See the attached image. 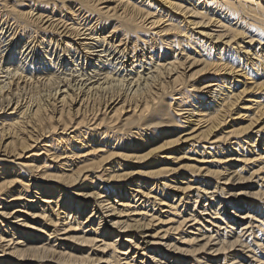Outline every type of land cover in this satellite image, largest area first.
<instances>
[{"label":"bare ground","instance_id":"1","mask_svg":"<svg viewBox=\"0 0 264 264\" xmlns=\"http://www.w3.org/2000/svg\"><path fill=\"white\" fill-rule=\"evenodd\" d=\"M263 44L264 0H0V264H122L132 247L140 264H264ZM184 143L206 172L176 163L193 178L168 202ZM107 212L134 235H107Z\"/></svg>","mask_w":264,"mask_h":264},{"label":"rangeland","instance_id":"2","mask_svg":"<svg viewBox=\"0 0 264 264\" xmlns=\"http://www.w3.org/2000/svg\"><path fill=\"white\" fill-rule=\"evenodd\" d=\"M264 45V44H263ZM197 68L195 67L192 71H194V70H196ZM192 71H190V72H188V74L189 73H191ZM48 88L49 87H46L45 88V90L44 89H39V91H41L40 93L41 94H45L44 92L46 91L47 93L46 94H48V92H49V90H51V92L53 93V92H55V91H53L54 89H50L49 88V90H48ZM205 90H207V89H205ZM78 105L79 104H77L76 106H75V108L76 107H78ZM91 105H89L88 107H87V109L89 110H87L86 111V113H85V115H86V117H88V119H90L92 116H93V114H94V112H95V109L93 110V108H92V106L90 107ZM104 107L102 108V112H104ZM93 111V112H92ZM90 113H92V114H90ZM89 114H90V116H89ZM101 115V114H100ZM186 123V122H185ZM186 125H190L189 123H186ZM228 125H230V124H228ZM227 125V128L229 127ZM177 128V127H176ZM186 132H188V131H185V132H183L182 134H184V133H186ZM41 139H43L44 140V137H42ZM101 140V139H100ZM45 142V141H44ZM190 143V142H189ZM189 143H184V144H179V145H176V146H174V149H176V152H174L172 155H170V156H173V157H171L168 161H167V163H166V166H169V168H170V174H169V176H168V178L170 179V181H169V184H171V187L170 188H166L165 189V191L167 192V195H168V197L169 198H166V200H168V202H172L173 200H171V198L173 197V196H184L185 195V193H187V192H184V190L182 191V188L184 187V186H187L186 185V183L188 182V179H186V177L188 176L189 178H193L190 174H186L185 173V175L182 173L183 171V169L182 168H180V166H178V165H181V164H184L185 162H188V161H192V163L193 164H198L199 166H203L202 168V170L200 171V173H202V172H204L205 171V168L207 167V164H205L204 162H194V160H189V159H193V158H195L196 156H199V154H197V155H193L194 153L192 152V151H190V152H188V153H184V151H186V149H187V147H189L188 145H189ZM41 144H44L43 142L41 143ZM202 144H206V143H202ZM173 149V148H172ZM172 149H169V150H172ZM146 150V149H145ZM166 151H168V150H166ZM127 152L129 153V152H131L130 151V149H127ZM139 152H142L141 151V149L139 150ZM166 153V152H165ZM165 153H162V155H164ZM28 154H26V156H27ZM180 156H182L180 159H179V157ZM183 156L185 157V158H183ZM189 157V158H188ZM176 158V159H175ZM178 158V159H177ZM24 160V158H22V159H18V160H16V162L15 163H13V164H10L9 165V167L10 168H12V169H14L15 167H16V163L17 162H22ZM172 160V161H171ZM113 161H115V158H113ZM149 161H151V159L149 160ZM148 161V162H149ZM174 161V162H173ZM185 161V162H184ZM27 162V161H26ZM54 162V161H53ZM132 162H134V160L132 161ZM131 161L129 162V161H126V164L124 165V168H126L127 170H133V169H136V171H145L146 169H145V167H146V162H139V163H137V162H134V163H132ZM173 162V163H172ZM180 162V163H179ZM123 163V162H122ZM125 163V162H124ZM178 165H177V164ZM229 164H231V161H229ZM130 165V166H129ZM2 165H0V167H1ZM127 166V167H126ZM134 166V167H133ZM178 166V167H177ZM182 166V165H181ZM206 166V167H205ZM248 166H250V167H253V164L252 163H250V164H248ZM128 167H129V169H128ZM172 167H173V170H172ZM175 168H178L179 170H177V169H175ZM234 169H237V168H232V171L234 170ZM176 170H177V172H176ZM173 171V172H172ZM206 172V171H205ZM204 172V173H205ZM204 173H202V176H204L203 174ZM88 174V173H87ZM90 174V173H89ZM245 175H247V176H245V177H248L249 175H248V173H244ZM184 176H185V178H184ZM202 176H198V177H196L195 179H200V178H202ZM132 178H135V179H140V177H138V176H131ZM182 178V179H181ZM256 178L257 177H255L254 178V181H252L251 179L249 180V181H244V182H239V183H241V184H239V183H237V181H233V182H231V183H233L232 185H233V187L231 188V189H235V190H239V189H241V188H244V189H248L250 192H253L254 190H257L256 188H258V187H256V186H254L255 185V180H256ZM162 181H161V180ZM158 178V179H149V178H146V179H144V178H142V181H145V182H148V181H150V182H153L154 184V186H155V188L157 187L156 185L157 184H161V183H163L164 181H165V179L164 178ZM185 179V180H184ZM154 180V181H153ZM223 180V179H222ZM196 182L198 181V180H195ZM191 182V184H194V187L195 186H197L199 183L197 182ZM224 181V180H223ZM251 181V182H250ZM32 182V181H31ZM99 183H100V181H98ZM182 182H184V183H182ZM247 182V183H246ZM180 183V184H179ZM222 183L223 182H220L219 184H221L222 185ZM182 184H184V185H182ZM218 186H219V184L218 183H216ZM235 184V185H234ZM81 184H79V186H80ZM78 186V187H79ZM84 186H87V183H85L84 184ZM162 186V185H161ZM174 186H176V187H174ZM181 186V188H179V187ZM77 187V188H78ZM147 187H150L149 186V183L147 184V183H145L144 184V186H143V189H147ZM77 188H73V190H75V189H77ZM154 188V189H155ZM178 190H177V189ZM229 188V187H228ZM212 190H214L213 188L212 189H210V191H212ZM147 191V190H146ZM231 191H234V190H231ZM158 193L159 192H161V191H157ZM157 192H155L154 194H157ZM192 191L191 192H188V195H192ZM218 194V193H217ZM216 194V195H217ZM166 195V196H167ZM30 197H32L34 200H37L38 199V197L40 196L39 194L38 195H36V193H34V191H33V194H31V195H29ZM38 196V197H37ZM158 197H162V194H160V195H158ZM228 197V196H227ZM177 198V197H176ZM144 198H142V200H143ZM116 200H119L118 198L116 199ZM203 200V201H202ZM202 200H201V202H202V204H205L206 206H210V204H211V200L210 199H208V200H206L205 198H202ZM89 202H90V205H92L91 207H90V205H89V209H85V211H84V213L82 212V214L81 215H83V214H86L88 211H91V209H94V215H96V217H98L99 215H100V210H99V208H98V206H95V204H94V200H92V198H90L89 199ZM83 203L84 204H87V200L85 199L84 201H83ZM84 204H83V206H84ZM94 204V205H93ZM132 204H134V206H137V205H139V203L138 204H136L135 202L134 203H132ZM255 204V203H254ZM254 204L252 205V207L254 206ZM87 206H88V204H87ZM117 207H119V208H121L122 206H120L119 205V202L117 203V205H116ZM200 202L198 203V205H197V207H194V208H192L193 210H195V213L196 212H198V211H200ZM17 208H22V207H17ZM156 208H157V210H158V208H162V210H164L165 208V211L167 210V208L168 207H166V206H160V205H157L156 206ZM181 209V212L182 213H185V212H187V213H189V214H191V213H193V212H191V210H188V209H190L187 205H185V206H181L180 207ZM34 209V208H33ZM33 209H31L30 211H32ZM151 209V207H149V210ZM29 211V212H30ZM97 211H99V212H97ZM151 211V210H150ZM129 212V211H128ZM154 212V210L153 211H151L149 214H151V213H153ZM168 212L166 211L164 214H163V218L166 220V218H167V215L165 216V214H167ZM229 213H231V209H229ZM155 214H159L160 215V212H157V213H155ZM188 214V215H189ZM106 216H104V219H103V227L105 226V227H108V228H110V230H109V232H108V234L107 235H110V237H111V233L112 234H119V239L120 238H123L124 236L123 235H126V234H132V235H134V231L131 229V230H126L125 228H122L123 226H124V224L123 223H115L114 224V222H116L117 220H118V217H115L114 216V214L112 213V212H107L106 214H105ZM131 215V214H130ZM61 216H63V215H61ZM203 216H205V215H203ZM90 219H92V218H90ZM90 219H89V221H90ZM123 220V219H122ZM8 221L9 220H7L6 221V223H8ZM156 223V222H155ZM88 224H90V222H88V223H86L85 225H88ZM205 226H206V224L207 223H203ZM112 225V226H111ZM159 225H161V224H159ZM171 226V224H168V225H166V226H164L163 228H168V226ZM189 225V224H188ZM187 225V226H188ZM115 226V227H114ZM121 226V228H119V227ZM169 226V227H170ZM91 226H89L88 228H90ZM160 228V227H159ZM162 228V230H164ZM187 228V227H186ZM195 228V229H194ZM196 228H198V226H193V229H191V228H189L188 230H193V231H198V230H196ZM201 228V227H200ZM202 229V228H201ZM161 230V231H162ZM160 231V235H162V233L163 232H161ZM128 232V233H127ZM60 233H62V231L60 232ZM151 233H154V231H151ZM200 233H202V230H201V232L199 231V234ZM173 234V233H172ZM173 236L174 237H178L179 235L178 234H176L175 235V232H174V234H173ZM124 238H126V237H124ZM123 238V239H124ZM136 238H139V240H140V242L141 241H143V240H149L150 239V237L149 238H145V239H141L140 238V236H138V235H136ZM135 238V239H136ZM179 238H180V236H179ZM122 239V240H123ZM134 239V240H135ZM138 240V239H137ZM168 240H170V239H168ZM168 240H165V239H163L162 241H168ZM169 242V241H168ZM58 243H60V241L58 240L57 242H56V244L58 245ZM213 243H214V241L212 242V244H210L211 246H213ZM100 244V242L99 243H97V245H99ZM180 244V243H179ZM145 246V244H143L142 245V247H144ZM75 247V244H72V248H74ZM156 248H160V245H156L155 246ZM209 247V246H208ZM86 248H88V247H86ZM121 248H124V246H121ZM237 249H240V247H236L235 248V250H237ZM164 250V249H163ZM93 251H95V250H88V253H91V254H93V255H97V253L96 252H93ZM133 251H135V252H133ZM139 253H138V252ZM211 251V252H210ZM210 251H207V252H205L204 251V253H200V254H198V255H201L202 257H204V255L206 254V253H211V254H213V252H212V250L210 249ZM247 251V249H245L244 250V252H245V254H247V255H252L253 253H250V251L249 252H246ZM123 252H127L128 253V255H126V254H123V255H121V261H122V264H125V263H127L128 261H130L131 260V264H140V262L142 261V255L140 254L141 252H143V250H135V249H133V247L130 249V250H124ZM230 253H233V252H231V251H229ZM95 255V256H96ZM135 255V256H134ZM223 254H220L217 258H219V259H217V261L218 260H222V258H223ZM128 257V259H126ZM130 258V259H129ZM215 258V257H214ZM134 261H133V260ZM192 259V258H191ZM190 258H188V260L190 261L191 260ZM173 260V258L170 260V261H172ZM144 262V261H143ZM163 262H164V259H163ZM226 263L225 264H230L232 261H225ZM229 262V263H228ZM44 263H46V262H44ZM98 263H100V264H109L107 261H100V262H96L95 264H98ZM191 262H187V264H190ZM195 263V262H194ZM222 263V262H221ZM221 263H219V264H221ZM52 264H55V262H53ZM143 264H149V260L147 259ZM247 264V263H246Z\"/></svg>","mask_w":264,"mask_h":264}]
</instances>
